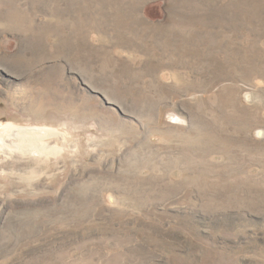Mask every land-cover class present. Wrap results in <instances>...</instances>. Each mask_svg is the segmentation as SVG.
Masks as SVG:
<instances>
[{
	"label": "rangeland",
	"instance_id": "rangeland-1",
	"mask_svg": "<svg viewBox=\"0 0 264 264\" xmlns=\"http://www.w3.org/2000/svg\"><path fill=\"white\" fill-rule=\"evenodd\" d=\"M0 264H264V0H0Z\"/></svg>",
	"mask_w": 264,
	"mask_h": 264
},
{
	"label": "bare ground",
	"instance_id": "bare-ground-1",
	"mask_svg": "<svg viewBox=\"0 0 264 264\" xmlns=\"http://www.w3.org/2000/svg\"><path fill=\"white\" fill-rule=\"evenodd\" d=\"M16 14V13H15ZM12 15H13V13H12ZM20 15V14H19ZM14 16V15H13Z\"/></svg>",
	"mask_w": 264,
	"mask_h": 264
}]
</instances>
